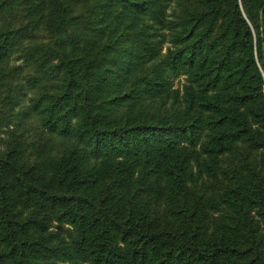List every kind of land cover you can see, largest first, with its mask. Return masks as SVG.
<instances>
[{
  "label": "trees",
  "instance_id": "obj_1",
  "mask_svg": "<svg viewBox=\"0 0 264 264\" xmlns=\"http://www.w3.org/2000/svg\"><path fill=\"white\" fill-rule=\"evenodd\" d=\"M16 54L0 103L62 82L0 150V264H264V0H0Z\"/></svg>",
  "mask_w": 264,
  "mask_h": 264
},
{
  "label": "rangeland",
  "instance_id": "obj_2",
  "mask_svg": "<svg viewBox=\"0 0 264 264\" xmlns=\"http://www.w3.org/2000/svg\"><path fill=\"white\" fill-rule=\"evenodd\" d=\"M177 5L178 4L176 2L171 3L168 9V14L175 15L174 12H176L178 9ZM83 11L86 13L87 11H89V8H84ZM25 12L27 14L26 9ZM25 12L21 6H18L14 8L12 12H7L5 14L6 22L11 25V28L13 30L23 27L28 23V19L25 15ZM136 23L138 24L139 21L137 20ZM91 37L92 36H90V38ZM105 45H107V43H105ZM169 46H171V43L168 40L163 48L164 53ZM31 64H33V62H29L28 64L25 62L22 54L19 55L16 54L11 59H5L3 62H0V80L4 75H6L8 77V82L12 83L11 78H17L19 84H22L24 82V79L27 77L29 73H30L29 76H33V74L37 71L36 66ZM56 64L57 61H54L53 66H55ZM53 71L54 69L47 70L48 73H53ZM61 78L62 75L61 74L58 75L56 81H53L51 86H50V82H46L45 87L40 85L41 88L40 89L38 88L37 90L26 88V95L22 96L21 98L15 96V90H13L14 92L7 93L6 92L7 89H6L5 94L2 95L3 99L0 103V115L4 117L6 116L11 117V123H9V118L7 117L4 118V120L7 121V123L4 126L3 131L1 133L2 135L0 137V150H4L5 143L11 140L10 136L12 134H14L15 136L22 135V137H24L26 143L28 144H32V142L38 144V143L46 142L48 140V138L51 135L48 133L47 129L45 130L44 128H42L43 122L41 120V116L43 115H41L40 113L32 112V115L26 117L25 108L31 109L36 102L38 101L40 102L44 98L45 94H47V96L53 94L60 86L62 82ZM183 83H184L183 77L179 80H176L174 83L175 88H182ZM9 94H11L10 97H7ZM15 97L18 100L17 104L14 103ZM45 103H46L45 99L40 102L41 108L45 107L46 105ZM52 139H53V145L59 147L60 142H58L55 137H53Z\"/></svg>",
  "mask_w": 264,
  "mask_h": 264
}]
</instances>
